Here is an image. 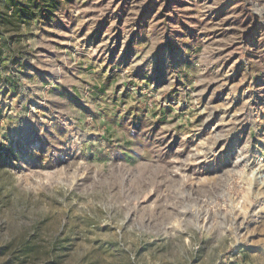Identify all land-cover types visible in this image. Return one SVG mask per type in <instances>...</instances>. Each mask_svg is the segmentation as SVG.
I'll list each match as a JSON object with an SVG mask.
<instances>
[{
  "label": "rangeland",
  "instance_id": "374dc122",
  "mask_svg": "<svg viewBox=\"0 0 264 264\" xmlns=\"http://www.w3.org/2000/svg\"><path fill=\"white\" fill-rule=\"evenodd\" d=\"M44 3L0 31V264H264V0Z\"/></svg>",
  "mask_w": 264,
  "mask_h": 264
},
{
  "label": "trees",
  "instance_id": "16d2710c",
  "mask_svg": "<svg viewBox=\"0 0 264 264\" xmlns=\"http://www.w3.org/2000/svg\"><path fill=\"white\" fill-rule=\"evenodd\" d=\"M45 0H6V11L4 13H0V31L1 33H7L6 25L10 22L15 21V17L24 18L31 14H29V8L32 4L37 5L42 9V13H46V5L44 3ZM32 3V4H31ZM12 7L13 12L10 14L8 22L4 20L3 16L8 15V8ZM16 26L20 27L21 22L16 19ZM11 43V42H10ZM19 49V48H18Z\"/></svg>",
  "mask_w": 264,
  "mask_h": 264
}]
</instances>
